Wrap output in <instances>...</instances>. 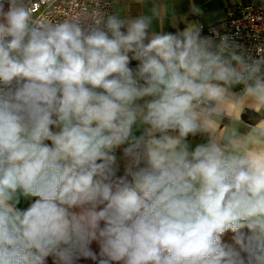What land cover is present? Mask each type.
<instances>
[{"label":"clouds","instance_id":"9594fccd","mask_svg":"<svg viewBox=\"0 0 264 264\" xmlns=\"http://www.w3.org/2000/svg\"><path fill=\"white\" fill-rule=\"evenodd\" d=\"M32 4L0 0V264H264V120L213 130L240 97L264 107V55L155 31L163 0L59 22Z\"/></svg>","mask_w":264,"mask_h":264},{"label":"crops","instance_id":"0c3cea01","mask_svg":"<svg viewBox=\"0 0 264 264\" xmlns=\"http://www.w3.org/2000/svg\"><path fill=\"white\" fill-rule=\"evenodd\" d=\"M259 1L260 0H163V2L169 6L170 11L161 22L154 23L153 27L157 32H173L175 30L182 31L189 25H197V23L203 27L212 26L224 20L229 12H233L245 4ZM112 2L113 12L121 10L123 15L127 18H135L142 13H146L151 6V0L143 4L138 3L137 0H112ZM193 5L200 9L199 14H194L192 12ZM201 35L206 36L203 32H201ZM232 91L238 94L240 88H234ZM247 111L264 114V107L260 104L253 105L245 98L240 97L235 103H230L227 106L225 115L217 119L216 123L213 125V130L217 135H223L226 130H231L233 128L239 129L241 133L248 132L253 125L247 126L242 119L243 114ZM261 126H264V124ZM136 134L139 135V132ZM188 142L191 147L194 148L196 144L204 142V137L201 135L195 137L189 136ZM122 147L116 150L115 155L117 156L118 170L124 172L126 162L122 159ZM32 199L33 198L24 199L22 197L18 207L22 209L25 208V204Z\"/></svg>","mask_w":264,"mask_h":264},{"label":"built area","instance_id":"2783aa9c","mask_svg":"<svg viewBox=\"0 0 264 264\" xmlns=\"http://www.w3.org/2000/svg\"><path fill=\"white\" fill-rule=\"evenodd\" d=\"M102 12L113 13L112 0H33V18L41 16L59 22L73 17H83L98 7ZM201 27L206 36L218 39L216 33L233 37L241 51L253 57L264 55V0L243 5L227 14L221 22Z\"/></svg>","mask_w":264,"mask_h":264},{"label":"trees","instance_id":"16d2710c","mask_svg":"<svg viewBox=\"0 0 264 264\" xmlns=\"http://www.w3.org/2000/svg\"><path fill=\"white\" fill-rule=\"evenodd\" d=\"M177 31H180V30H175L173 31L172 33H175ZM131 55V54H130ZM138 64V61H131L130 63V67L132 68H135ZM242 119L243 121L246 123L247 126H251V125H255L258 121L264 119V114H260V113H254V112H251V111H247L243 114L242 116ZM124 174V172H121L119 170H117V175L118 176H122ZM35 198H33L30 202H27L25 204V208H27L29 206V204L31 202H33ZM230 235L231 234H228L225 236V241L226 242H230ZM92 249L96 252L99 251V248H98V245L93 242V244L91 245ZM46 264H54V258L53 257H48L47 260H46ZM76 264H93V262L91 260H87V259H79Z\"/></svg>","mask_w":264,"mask_h":264}]
</instances>
